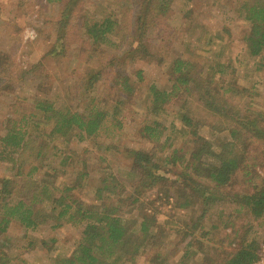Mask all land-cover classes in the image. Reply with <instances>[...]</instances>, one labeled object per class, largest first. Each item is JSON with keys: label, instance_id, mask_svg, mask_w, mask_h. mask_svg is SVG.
Here are the masks:
<instances>
[{"label": "trees", "instance_id": "trees-1", "mask_svg": "<svg viewBox=\"0 0 264 264\" xmlns=\"http://www.w3.org/2000/svg\"><path fill=\"white\" fill-rule=\"evenodd\" d=\"M78 1H65L60 29L66 27L68 22L72 25L76 23L84 27V39L92 50L102 44L120 48L122 44L112 37L120 28L119 19L112 15L96 17L86 13L74 17V7ZM172 2H143L134 22L136 26L132 45L124 50L130 63L138 59H155L145 36L151 25L160 24L159 18L167 14ZM236 9L249 27L243 38L248 53L251 56L263 54L264 0H242ZM67 32V29L65 35L61 32L53 45L51 51L57 56L65 54ZM159 58L162 60L164 56ZM11 61L9 54L0 51V73L6 75L11 71ZM112 67L115 72L114 86L118 87L120 95L115 96L109 105L91 93L103 74L99 69L92 68L85 81V90L81 93L82 104L74 106L49 97L36 96L27 102L28 107L23 112L17 116L9 115L4 121V130L0 133V162L9 165L12 174L3 176L0 181V264H10L13 260L6 248L8 245L3 243L6 240L4 235L12 223L24 230H35L42 225L52 230L64 224L81 226L74 248L68 255L53 259V264H137L136 255L149 249H155L149 255L153 264H165L169 252L161 247L163 242L160 239L163 234L171 235L166 228L168 221L160 223L154 215L144 210L141 198L146 192H157L164 203H174L180 208L190 206L193 194L201 198L202 208L197 217L175 232L184 242L181 264H188L189 258L204 251L202 248L199 251L191 248L197 239L194 235L196 231H201L202 237L207 234V230L204 232L205 217L214 206L226 201L224 197L231 196L229 199L237 200L239 211L247 208L255 218H264L263 177L258 183L250 178L252 189L246 192L225 190L233 183L241 168H245L244 160L246 155H250V149H256L257 144H264V114L259 116L261 120L241 115L235 101L241 92L232 83L233 79L223 78L225 83L221 85L215 81L216 71L205 74L206 71L203 72L198 64L183 57L173 58L168 65L172 83L170 89L160 88L154 83L150 85L149 112L141 126L140 135L153 141L156 148H128L125 154L129 158V169L124 170L121 180L115 174L103 178L96 186L93 200L85 202L77 194L79 187L76 184L59 178L64 172L60 170L59 164L48 165L38 178L37 174L41 170L38 161L46 156L50 141L59 137L67 139L69 135H74L80 141L99 137L113 139L123 132L124 95L132 94L136 85L117 60L112 62ZM137 75L141 80L142 72H137ZM193 100L215 117L209 121L211 128L229 131L230 139L220 143V157L216 154L219 158L216 164L206 165L214 143L201 141L194 128L188 131L191 135L188 140L191 142L192 139L191 146L182 144L165 150L170 137L166 116L171 112L172 118L180 117L184 123L193 126ZM172 104H178L174 112L168 111ZM207 153L209 155L205 156ZM257 156L256 152L254 157ZM60 164L65 165V160ZM168 166L180 167L178 176L166 175ZM87 174L82 169L80 176L85 177ZM133 211H139L136 226H130L131 219L124 215L125 212ZM221 211L224 212L223 209ZM222 217L223 214L220 215L221 223L227 224ZM250 227L244 233L236 230L240 240L235 250L223 257L221 255L215 263L210 256H203L200 264H252L258 259L260 240L257 235L248 237ZM29 244L32 245V241Z\"/></svg>", "mask_w": 264, "mask_h": 264}, {"label": "rangeland", "instance_id": "rangeland-1", "mask_svg": "<svg viewBox=\"0 0 264 264\" xmlns=\"http://www.w3.org/2000/svg\"><path fill=\"white\" fill-rule=\"evenodd\" d=\"M65 1L0 0V51L9 54L12 59L11 71L6 75L0 73V133L4 130L6 118L19 115L28 107L27 102L36 96L49 97L74 106L82 104L81 93L85 90V81L92 68L99 69L103 74L91 93L109 105L120 93L113 80L115 72L112 62L115 60L128 72L136 89L132 94L124 95V130L121 134L113 139L99 137L80 141L74 135H69L67 139L59 137L50 141L48 156L46 154L38 161L41 170L37 174L39 177H36L40 178L48 165L59 164L60 170L65 172H61L59 178L76 184L79 187L76 192L85 202L93 200L96 186L103 178L115 174L121 180L124 170L129 169V158L125 154L128 148H156L153 141L140 135V129L148 117L149 87L154 83L160 88L170 89L172 83L168 65L175 57L194 61L203 72L206 71L205 74L216 71L215 81L221 85L225 83L223 78L233 79L232 83L241 92L235 97L240 114L261 120L259 116L264 114V52L257 56L248 53L243 38L249 27L236 9L242 0H173L167 14L159 18L160 24L151 25L145 36L155 59H138L131 63L126 59L124 50L132 45L136 26L134 22L146 0H79L74 7V17L83 13L96 17L112 15L120 21V28L112 37L122 46L102 44L96 50H92L84 39L82 25L68 22L66 27L60 29ZM66 29L65 54L57 56L51 50L58 35L61 32L65 35ZM159 56L164 58L160 60ZM139 71L142 72L141 80L137 75ZM191 105L195 117L193 126L184 123L180 117L172 118L171 112L166 116L170 137L165 150L182 144L191 146L192 139L191 142L188 140L191 137L188 131L194 128L201 141L214 143L209 153L212 154L207 153L205 156L209 155L207 166L216 164L219 159L216 154L220 157V143L230 139L229 131L211 128L209 121L215 117L196 100L191 101ZM177 107L178 104H172L168 111L174 112ZM250 150L251 156L246 155L244 160L245 168H241L233 183L225 190L243 193L252 189V180L258 183L264 178V144H257L256 149ZM256 152L258 156L254 157ZM63 160L65 165L60 164ZM82 169L88 172L85 177L80 176ZM167 170L166 175L175 177L180 167L168 166ZM10 174L9 165L0 162V181L3 176ZM19 178L17 180L20 181ZM229 197H224L226 201H221L207 213L204 220V232L207 230V234L202 237L201 231H196L194 238L197 241L193 238L191 247L204 251L189 258L188 264H200L203 256H210L214 263L217 262L221 255L223 257L237 247L240 235L236 230L244 233L250 225L248 237L257 235L260 240L259 252L263 250L264 218H255L247 208L239 211V202ZM141 199L147 213L154 215L160 223L168 221L166 228L171 235L163 234L160 239L163 242L161 247L169 252L165 264H181L184 242L175 232L197 217L202 208L201 198L193 194L191 204L186 208L164 203L157 192H146ZM138 212L123 213L131 219L130 226L137 225L135 220L139 221ZM221 214L226 220L225 225L220 221ZM81 229V226L64 224L54 230L47 225L35 230H24L12 223L4 235L6 240L3 239V243L8 245L6 248L13 258L10 264H53V259L71 252ZM154 250L141 251L136 255V263L153 264L149 255Z\"/></svg>", "mask_w": 264, "mask_h": 264}, {"label": "built area", "instance_id": "built-area-1", "mask_svg": "<svg viewBox=\"0 0 264 264\" xmlns=\"http://www.w3.org/2000/svg\"><path fill=\"white\" fill-rule=\"evenodd\" d=\"M262 249L263 250L259 252L258 259L255 260L252 264H264V247Z\"/></svg>", "mask_w": 264, "mask_h": 264}]
</instances>
